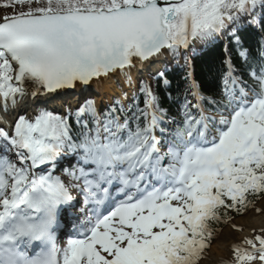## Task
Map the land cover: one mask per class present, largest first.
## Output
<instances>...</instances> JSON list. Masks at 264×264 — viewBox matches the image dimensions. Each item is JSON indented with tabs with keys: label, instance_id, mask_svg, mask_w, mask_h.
<instances>
[{
	"label": "snow or ice",
	"instance_id": "obj_1",
	"mask_svg": "<svg viewBox=\"0 0 264 264\" xmlns=\"http://www.w3.org/2000/svg\"><path fill=\"white\" fill-rule=\"evenodd\" d=\"M0 264H264V0H0ZM227 34L221 98L141 78ZM131 103L90 98L115 80ZM80 94L75 105L49 101ZM99 95V93H97ZM143 97L141 107V99ZM128 98V93H123ZM82 101V102H81ZM82 217V218H81ZM69 222L70 231L66 230Z\"/></svg>",
	"mask_w": 264,
	"mask_h": 264
},
{
	"label": "trees",
	"instance_id": "obj_2",
	"mask_svg": "<svg viewBox=\"0 0 264 264\" xmlns=\"http://www.w3.org/2000/svg\"><path fill=\"white\" fill-rule=\"evenodd\" d=\"M245 32H248V34L245 35ZM238 34L244 47L252 49V53L255 56L260 41L264 39V31H257L256 29L244 26ZM241 36L245 37V39H242ZM220 39L222 40V43L225 44L223 50H221V47L223 46L222 43H218L217 46L212 49L208 48V44H206L205 47H201L198 50L195 49V53H193L191 49L184 53V55L188 56L191 61L190 67L192 68L193 80L200 85L203 94L208 96L214 95L217 98H221V79L227 72V65L225 62L231 58L237 69H242L243 65V61L239 56V49L235 42L231 43L233 40L228 37L227 34L221 35ZM180 59L184 62L183 56H181ZM184 67L186 68V66ZM165 75L167 79L171 81V86L167 89H165L162 80H157L153 75L147 74V78L152 88L156 90L164 100L163 106L166 108L170 107L172 109V115H175L178 105L171 103L168 100L166 93L170 92L172 96L175 97L178 92H182L188 87L189 81L182 78L185 75V72L182 70L177 71L175 69L174 72L168 70ZM140 99L142 107L143 97L141 96Z\"/></svg>",
	"mask_w": 264,
	"mask_h": 264
},
{
	"label": "bare ground",
	"instance_id": "obj_3",
	"mask_svg": "<svg viewBox=\"0 0 264 264\" xmlns=\"http://www.w3.org/2000/svg\"><path fill=\"white\" fill-rule=\"evenodd\" d=\"M133 78L135 80V75ZM109 82L110 81L105 82L104 84L100 86H96L99 89H102L105 91L106 96L105 97L103 96V98L108 99L110 96L121 97L124 92H117L114 89L113 85ZM124 85L126 86V91L129 96L134 91V84L132 86H129L127 84H124ZM120 99L124 100L125 98H120ZM55 104L57 105L59 104V102L57 101L53 105ZM49 105L52 106V103H49ZM236 221L238 224L244 225L246 226L248 230H250L252 225L259 227L261 223H264V216H259V215L254 214L253 212H249L245 216L236 218ZM228 231L229 230L225 228L224 231L220 233L219 238L215 240V242L212 245V248L210 251L213 255V264H218L219 257L224 254L223 252L224 246L230 241V237L228 236Z\"/></svg>",
	"mask_w": 264,
	"mask_h": 264
},
{
	"label": "rangeland",
	"instance_id": "obj_4",
	"mask_svg": "<svg viewBox=\"0 0 264 264\" xmlns=\"http://www.w3.org/2000/svg\"><path fill=\"white\" fill-rule=\"evenodd\" d=\"M1 10V9H0ZM122 86V85H121ZM251 212V211H250ZM215 242V240L213 241V243ZM213 243H212V245H213Z\"/></svg>",
	"mask_w": 264,
	"mask_h": 264
}]
</instances>
